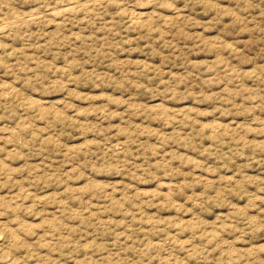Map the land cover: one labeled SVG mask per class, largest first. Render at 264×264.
<instances>
[{
    "label": "rangeland",
    "instance_id": "1",
    "mask_svg": "<svg viewBox=\"0 0 264 264\" xmlns=\"http://www.w3.org/2000/svg\"><path fill=\"white\" fill-rule=\"evenodd\" d=\"M0 161V264H264V0H0Z\"/></svg>",
    "mask_w": 264,
    "mask_h": 264
},
{
    "label": "bare ground",
    "instance_id": "2",
    "mask_svg": "<svg viewBox=\"0 0 264 264\" xmlns=\"http://www.w3.org/2000/svg\"><path fill=\"white\" fill-rule=\"evenodd\" d=\"M131 13H132V12H131ZM130 16H131V15H130ZM130 16H129V17H130ZM131 17H132V16H131ZM137 17H138V16H137ZM132 19H133V17H132ZM135 19H136V18H135ZM13 21H15V20H13ZM139 21H140V20H139ZM2 160H3V159H2ZM0 163H1V161H0ZM3 166L6 167V165H4V163H3ZM1 168H2V167H1ZM6 168H7V167H6ZM8 172H9V171H8ZM12 178H13V177H12ZM14 181H15V180H14ZM4 191H5V190H4ZM28 195H29V194H28ZM29 197H30V196H29ZM6 203H7V202H6ZM14 208L16 209V207H14ZM10 211H11V210H10ZM14 212H17V210L14 211ZM15 214H17V213H15ZM15 218H16V217H15ZM0 222H2V221L0 220ZM4 222H5V221H4ZM2 224H3V223H2ZM10 226H12V225H10ZM10 226H8V227H10ZM8 227H7V228H8ZM13 227H15V226H13ZM10 228H12V227H10ZM16 228H17V227H16ZM14 229H15V228H14ZM14 229H13V230H14ZM5 230H6V229H5ZM8 231H9V230H8ZM8 234H9V233H8ZM14 235H15V234H14ZM16 236H17V235H16ZM10 237H11V236H10ZM10 257H11V256H10ZM10 257H9V258H10ZM14 257H15V256H14ZM8 260H9V259H8ZM9 261H10V260H9ZM0 262H1V261H0ZM21 264H22V263H21Z\"/></svg>",
    "mask_w": 264,
    "mask_h": 264
}]
</instances>
